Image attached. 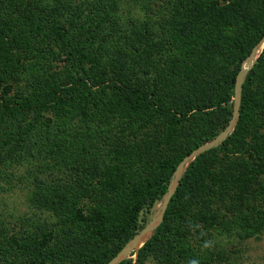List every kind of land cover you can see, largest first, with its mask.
<instances>
[{"label": "trees", "instance_id": "trees-1", "mask_svg": "<svg viewBox=\"0 0 264 264\" xmlns=\"http://www.w3.org/2000/svg\"><path fill=\"white\" fill-rule=\"evenodd\" d=\"M144 1L151 3V0H139ZM165 1L167 6L171 5L169 20L174 30L159 40L160 50L155 54L152 51L153 42L148 35V27L143 34L135 31L125 47L129 64L122 65L134 70V78L122 81L108 79L103 84L95 83L92 88L88 84L92 73L87 61L91 58V62L98 65V60L93 55L89 57L86 44L78 41L75 26L65 17L73 12L72 4L65 0H0V12H4L0 20V56L5 55L0 57V61L15 65L11 60L12 54L22 45L31 52L23 56L24 62L29 60L27 66L24 64L22 68L16 67L10 72L7 67L0 75V115L15 117L18 119L16 124H19L17 128H21L12 131L11 136L8 135L1 143L0 166L4 170L0 169V178L7 179L9 174L6 171L25 159L26 154H52L53 149L64 140L62 131L56 127H68L77 114L80 122L90 127L92 106L100 103L111 108L112 115L120 111L115 107L127 108L129 113L152 110L164 118H172L174 125L179 126L183 122L193 125L190 126L191 140L186 143V152L156 165L144 163L152 169L151 175L140 179L135 186L115 187L122 180L119 170L110 172L103 160L87 164L92 168L90 175L87 171L79 172L78 178L57 183L53 191L39 183L29 199V205L49 212L51 222L38 231L34 221L29 226L34 225L35 229L20 237L0 233L1 242L13 245L7 264H110L144 228L147 217L153 215L155 207L167 194L183 160L201 145L214 140L230 124L234 115L237 76L244 61L264 38V18L255 28L254 39L236 46L228 59L224 42H213L215 36L209 34V28L201 25L199 34L204 46L199 56L196 45L197 58L200 57L201 61V56L216 57L220 52L219 57L225 63H221V67L215 66L211 72L203 67L192 70L191 78L182 80V59H177L181 44L178 35L181 30L194 31L191 27L201 20L198 13L204 8L193 0ZM97 2V9L107 6L105 8L111 11V8H117L115 1L110 4L106 0ZM14 11L15 14L9 17L8 13ZM56 51L60 53L59 58L66 59L72 70L73 80L69 83L59 82L49 73L50 63L58 58ZM158 64L162 70L158 69ZM154 67L157 68L155 74L151 70ZM96 86L99 89H94ZM186 92L194 96L187 100L178 97L186 95ZM119 123L117 118H108L107 121L112 128ZM263 131L264 50L242 86L239 119L234 134L219 149L210 150L191 163L170 200L163 222L137 252L136 264H147L148 261L150 264L151 260L154 261L151 264L175 262V248L178 240L183 238L179 231L182 228L180 220L184 218L183 205L190 191L200 188L223 196L225 191L238 189L242 199L255 195V190L248 191L246 178L253 181L254 186L257 177L264 176ZM231 157L237 158L222 166V179L216 177L220 188L217 185L204 186L205 175L223 158ZM241 157L244 159L241 160ZM198 168L204 173L192 183ZM107 179L113 182L105 183ZM241 183L245 184V191ZM118 192L124 196L126 205L120 216L101 204L89 207L90 202L86 201V198L95 200V197ZM262 202L264 204V200ZM254 211L251 232L258 235L264 228V209ZM79 233L87 236L86 242L93 248H80ZM187 258L197 260L199 256L194 253ZM119 264H130V261Z\"/></svg>", "mask_w": 264, "mask_h": 264}, {"label": "rangeland", "instance_id": "rangeland-1", "mask_svg": "<svg viewBox=\"0 0 264 264\" xmlns=\"http://www.w3.org/2000/svg\"><path fill=\"white\" fill-rule=\"evenodd\" d=\"M65 1L74 6L73 12L66 14L65 17L75 26L74 30L78 41L83 45L86 44L89 57L93 55L98 60V65L91 62V58L90 61H87L89 63L88 68L92 73L91 82L88 84L92 88L95 83L103 84L108 79L122 81L134 78V70L130 66L122 67V65L129 64L128 52L125 51V47L135 31H140L143 34L145 28L148 27V35L152 37L153 42L152 51L155 54L161 47L159 40L162 39L163 35L174 30V25L169 20L171 19V5L167 6L165 0H151L149 4L148 1L142 3L139 0H106L109 4L111 1H115L117 4V8H111V11L105 8L107 6L95 8L98 0ZM193 1L203 5L204 10L200 9L198 14L201 16V20H197L195 25L191 27L194 31L181 30L178 35L181 44L177 59H182L184 69L181 68V71L183 70L181 73L182 80L190 79L192 70L203 67L211 72L215 66L221 67V63H225V60L222 61L219 57L220 52L216 57L201 56L203 58L201 61H199L200 57L197 58L196 45L199 56L204 46L199 34L201 25L209 28V34L215 36L213 42H224L228 59L230 53L237 49L240 44L245 45L247 40L254 39L255 28L261 24L264 18V0ZM3 14V11L0 12V20ZM12 14H15V11L8 13L9 17ZM263 50L264 44L258 48L256 58L253 61L248 60L251 53L244 61L238 75L243 69L251 66L253 68ZM56 53L58 58L50 63L49 73L59 82L69 83L68 81L73 80L71 78L73 77L72 70L66 59L59 58L60 53L57 51ZM28 54L31 52L24 49V45H22L12 54L11 60L14 61L15 65L12 66L11 63L7 64L0 61V75L7 67L10 72L16 67L22 68L24 64L27 66L29 60L24 62L23 56ZM224 66L226 70L227 65ZM155 67L151 69L154 74L155 69H157ZM158 69L162 70V66L159 64ZM94 89H99V86ZM192 96H194L192 93L186 92V95H179L178 97L187 100ZM104 105L101 106L100 103V105L92 106L90 127L80 122L78 114L71 120V125L69 124L68 127L57 126L56 129L62 131L61 137L64 140L58 148L53 149L52 154H44L43 156H39L35 152L31 155L26 154L25 159H22L20 163H15L11 169L6 171L9 174L7 179L0 178V233L8 237H20L25 232L35 229L34 225L29 226L31 223L34 224V221L37 222L36 229L38 231L45 228L46 224L49 225L48 223L51 222L49 212H42L29 205L32 193L41 182L43 187L53 191L57 183L69 182L72 177H77L79 172L87 171L86 173L90 175L92 168L87 164L91 161L103 160L102 163L110 172L113 173L115 169L119 170V176L122 180H119L115 187L123 189L129 184L135 186L140 179L151 175L152 169H149L144 163L156 165L169 159V157L178 158L179 155L186 152V143L191 140L189 138L192 132L191 127H193L190 122H183L177 126L174 125L175 122L172 118H164L152 110L129 113L127 108L122 109L115 106L113 107L120 111L114 112L112 115L111 108L106 104ZM106 107L108 109L105 112ZM107 117L112 120L117 118V122H120L119 125H116L115 128L109 127ZM17 120L15 117L0 115V148L1 143L8 135L11 136L12 131L21 129L17 128L19 127V124H16ZM20 126L22 127L21 124ZM235 127L229 133L226 134L223 131L214 140L201 145L199 148L207 145L206 150L200 154H198L199 152L196 153L187 160L188 163L185 162L179 167L174 179L175 182L179 177V183L176 184L177 187L175 186V193L191 163L200 155L213 149H219L224 145L234 134ZM236 158H223L219 161L205 175L203 185L206 187L217 185L220 188L216 177L220 176L222 179L220 175L222 166ZM243 159L241 157V160ZM100 161L96 163L101 164ZM0 169L4 170L2 166ZM143 169L146 170L141 174ZM195 172L192 183L204 173L201 168ZM246 180H248V191L255 190V195H249L248 199H242V194L239 193L238 189L230 192L225 191L223 196L200 188H196L187 194L183 205L184 218L182 217L180 220L182 228L179 230L183 238L178 240L179 243L175 248L177 255L173 264H264V228L258 235L251 232L254 225L252 219L254 210L264 209L262 202L264 200V193H262L264 176H258L254 186L253 181H249V178ZM110 182L113 180L107 179L105 183ZM241 185L245 191V184L241 183ZM86 201L90 202L89 207L94 204H101L105 206V209L116 211V214L124 212L126 208L121 192L95 197V200L86 198ZM162 203L164 205V200ZM155 212L153 215L156 214ZM153 215L147 217L144 228L150 221L151 223L155 221L152 220ZM157 222L150 224L151 228L137 247L131 248L133 242L130 243L129 247L117 258L118 261L113 264H119L122 261H130V264H136V252L154 234L152 229ZM77 237L80 248H93L89 242H86L87 236L83 237L79 233ZM12 247V243L0 241V264H7ZM194 253L199 258L188 260L187 257ZM151 263L154 261L151 260Z\"/></svg>", "mask_w": 264, "mask_h": 264}, {"label": "water", "instance_id": "water-1", "mask_svg": "<svg viewBox=\"0 0 264 264\" xmlns=\"http://www.w3.org/2000/svg\"><path fill=\"white\" fill-rule=\"evenodd\" d=\"M264 44V38L260 41V43L258 44V46L254 49V51L252 52V54H251V56L249 57V61H253L255 58H256V55H257V50H258V48L261 46V45H263ZM252 69V66L251 67H249V68H247V69H243V71L238 75V77H237V83H236V89H235V106H234V115H233V118H232V120H231V122H230V124L228 125V127L226 128V130L224 131L226 134L227 133H229L234 127H235V125H236V123H237V121H238V119H239V110H240V105H241V93H242V86H243V82L245 81V79H246V76H247V74H248V72L250 71ZM206 148H207V145L206 146H203V147H201V148H199V149H197V150H195L192 154H190L189 156H187V158H185L184 160H183V162H187L188 163V159L189 158H191V157H193L196 153H198V154H200L201 152H203L204 150H206ZM182 162V163H183ZM181 163V164H182ZM180 164V165H181ZM180 165L178 166V168L180 167ZM178 168H177V170H176V172H175V174L177 173V171H178ZM174 174V175H175ZM173 180H174V176H173V179H172V182H173ZM172 182H171V184H172ZM178 183H179V180H178ZM177 183V184H178ZM171 184H170V186H169V189H168V192H167V194H169L168 195V199H167V202H166V204H165V207H164V209H163V212H162V217H161V220L157 223V225H156V227L154 228V230H153V232H155V230H156V228L163 222V216H164V213L166 212V209H167V207H168V205H169V203H170V200H171V198L174 196V194H175V191H176V187H177V185H176V187H175V189H174V191L173 192H170V188H171ZM166 194V195H167ZM165 195V196H166ZM164 196V197H165ZM149 224V223H148ZM147 224V225H148ZM146 228H147V226L141 231V232H139V234L135 237V239H137V237L139 236V237H141L142 235H143V233L145 232V230H146ZM152 232V233H153ZM152 236V235H151ZM151 238V237H150ZM134 239V240H135ZM149 240V239H148ZM147 240V241H148ZM146 241V242H147ZM126 248V247H125ZM125 248L121 251V252H123V251H125ZM131 252V251H130ZM130 252H129V254H130ZM137 253V252H136ZM119 256V255H118ZM118 256L110 263V264H113L114 262H116V261H118ZM117 259V260H116Z\"/></svg>", "mask_w": 264, "mask_h": 264}, {"label": "bare ground", "instance_id": "bare-ground-1", "mask_svg": "<svg viewBox=\"0 0 264 264\" xmlns=\"http://www.w3.org/2000/svg\"><path fill=\"white\" fill-rule=\"evenodd\" d=\"M182 164H185V162H183ZM182 164H181V165H182ZM181 165H180V166H181ZM178 169H179V168H178ZM178 178H179V177H177V179L175 180V182H174V180H173L174 183L172 182L173 184L171 185V188H170L171 190H170V192H173V191H174L175 186H176V184L178 183V181H177ZM174 179H175V175H174ZM168 195H169V194H167V195L162 199V200H164V205H163V203H162V200H161V202H159V203L157 204V206H156V208H155L156 212L154 211L156 214H154V215H153V218H152V220L154 219L155 221H154L153 223H151V221L149 222V224L147 225V228H146L145 232L143 233V235H142L141 237L138 236L137 239L132 240L133 243L131 242V243H132L131 248L134 247V246L137 247V246H138V243H140V241L143 240V239L145 238L146 233L148 232L149 228H151L150 224L152 225V224H154L155 222H157L158 220H159V221L161 220L162 212H163V209H164L165 204H166V202H167ZM155 216H156V217H155ZM159 221H158V222H159ZM158 222H157V223H158ZM156 225H157V224H156ZM156 225H155V227H156ZM155 227H154V228H155ZM154 228H153L152 230H154ZM152 230H151V231H152ZM129 244H130V243H129ZM127 247H129V245H128ZM127 247H126L125 249H127ZM123 252H124V251H123ZM123 252H121V254H122ZM121 254H120V255H121ZM120 255H119V256H120ZM119 256H118V257H119Z\"/></svg>", "mask_w": 264, "mask_h": 264}]
</instances>
